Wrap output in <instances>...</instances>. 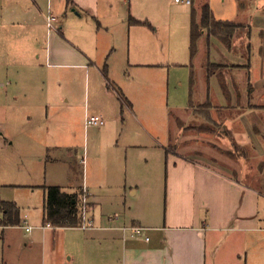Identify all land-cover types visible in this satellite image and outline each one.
Masks as SVG:
<instances>
[{
  "label": "rangeland",
  "instance_id": "rangeland-1",
  "mask_svg": "<svg viewBox=\"0 0 264 264\" xmlns=\"http://www.w3.org/2000/svg\"><path fill=\"white\" fill-rule=\"evenodd\" d=\"M73 1L79 2L84 11ZM22 2L30 6L33 0ZM53 2L55 15L60 18L54 27L66 29V40L59 39L53 50L73 52L77 57L48 61L41 57L35 61L36 77L26 78L24 87H18L11 75L8 81L4 72L0 75V200L16 201L22 209L31 205L41 210L44 189L28 193L25 185H57L66 191L81 185L95 196L96 216H124L127 192L134 213L151 210L164 218L167 165L158 157L155 161L147 157V151L156 157L164 150L145 147L157 142L174 155L180 141L176 119L205 145L190 142L180 153L200 151L218 156V152L229 149L227 154L247 155L249 159L253 156L251 146L218 124L222 112H207L200 93L193 98L196 108H190V19L197 4L188 6L175 0ZM209 3L217 20L241 26L230 45L216 36L210 38L211 57L229 65L249 66L225 77L226 84L234 89H230V95L215 76L210 80L209 98L213 106L215 99L220 105H262L254 115L264 137V32L255 19L257 11H264V0ZM144 15L154 17V23L149 21L155 30L134 22ZM71 40L90 51L87 61ZM206 46L200 41L194 60L200 92L206 84L201 67L207 56ZM90 117L102 118L105 125L87 126ZM134 146L142 148L128 150ZM249 165L255 173L262 163L253 161ZM151 168L157 174L154 182L146 179L138 194L130 192L125 186L128 170L144 174ZM135 191L137 188H133Z\"/></svg>",
  "mask_w": 264,
  "mask_h": 264
},
{
  "label": "crops",
  "instance_id": "crops-1",
  "mask_svg": "<svg viewBox=\"0 0 264 264\" xmlns=\"http://www.w3.org/2000/svg\"><path fill=\"white\" fill-rule=\"evenodd\" d=\"M73 3L84 11L79 2ZM194 3L197 8L194 7L192 13L194 11L199 20L203 6H210V3L209 0H192L191 5ZM55 8L53 0H33L30 6L23 4L22 0H0V66L3 67V71L0 68V75L4 72L7 81L11 75L18 87H24L26 78L33 80L36 77L38 71L35 61H39L41 57L47 61L53 58L71 60L77 57L73 52L53 50L59 39H65L66 32L64 26L50 29L47 25L49 14L56 17L54 24H58L60 20L55 15ZM256 13V24L264 32V11ZM153 18L144 15L135 21L155 30ZM228 23L235 27L230 45L238 36L241 26L233 22ZM206 38L205 34L199 43H206ZM210 38L207 56L201 65L204 76L202 81L206 82L204 65L208 63V59L216 66L222 67L215 69V73L210 77V91L206 84L201 92L199 87H196L193 98L196 93H200L204 97L202 105L211 97L210 80L215 76L223 82V89L227 87L230 95V89L233 88L226 84L225 77L249 68L229 65L211 57ZM69 42L77 46V53L84 61L89 59L90 51L72 40ZM195 58H191L193 64ZM193 70L197 72L196 66L190 68L191 72ZM195 75L197 80V74ZM6 96L9 97V93ZM211 103L213 104L212 101ZM213 107L211 110H214L216 115L222 112V116L218 115V124L231 131L235 138H241L238 141L252 147L254 154L250 159L247 155H242V158L239 155L227 154L229 149L224 153L218 152V156L200 151L180 153L181 148L190 142L205 145L201 141L199 143L195 133L189 134L191 132L186 131L188 128L181 127L176 122L179 126L177 128L180 141L177 142L178 147L174 155L165 152L166 147L157 142L145 147H161L164 150L156 157H151L147 151L148 160L155 161L158 157L159 160H165L167 165V203L164 218L155 216L151 210L148 213H134L129 208L127 192L125 204L128 207L124 216H96L97 202L95 196L87 189V198L92 203L89 218L94 229L86 231L78 227H46L45 201L41 210L31 205H25L22 209L18 202L13 201L21 210L22 223L8 228L0 227V264H264V137L260 132L261 125L254 115L261 111L262 105H220L215 99ZM179 122L181 123L180 120ZM185 131L187 133H184ZM137 148L142 147H129L128 150ZM253 161L262 163L255 173L249 165ZM242 163L244 165L241 166ZM128 171L130 175L125 186H129L133 194L139 193L140 186H144L141 183H145L146 179L154 182L157 177L152 168L144 174H138L131 169ZM141 176L145 178L144 181L140 180ZM44 187L49 186L25 185L24 190L30 193ZM83 188L84 186L80 185L72 191H65L77 193L80 199ZM133 188H137V191L133 192ZM43 191L45 194V190ZM28 227L32 229L28 231ZM124 227L145 229L143 237H132L130 231L124 232Z\"/></svg>",
  "mask_w": 264,
  "mask_h": 264
},
{
  "label": "trees",
  "instance_id": "trees-1",
  "mask_svg": "<svg viewBox=\"0 0 264 264\" xmlns=\"http://www.w3.org/2000/svg\"><path fill=\"white\" fill-rule=\"evenodd\" d=\"M137 24L141 22L134 21ZM235 27L231 24L221 22L217 20L209 5H204L202 13L199 18L195 12L192 13V19L190 24V54L194 59L198 53L199 40L206 34L207 36V53L209 38L211 36L218 37L226 45H229L233 38ZM209 58V56H208ZM194 64H191L193 68ZM222 66L211 63L208 59V63L204 65L206 70V86L209 88V79L215 73V69H219ZM195 72H191L190 75V108L194 110L193 96L197 86V80ZM208 91V93H209ZM208 108V111L213 109L210 98L207 99V103L204 105ZM176 122L179 126L183 125L177 119ZM202 129V128H201ZM45 190V205H44V219L52 226L58 227H77L81 222L79 217V201L77 193H68L62 187L49 186L44 187ZM22 223L21 210L18 205L13 201L0 200V227L8 228L13 226H19Z\"/></svg>",
  "mask_w": 264,
  "mask_h": 264
},
{
  "label": "built area",
  "instance_id": "built-area-1",
  "mask_svg": "<svg viewBox=\"0 0 264 264\" xmlns=\"http://www.w3.org/2000/svg\"><path fill=\"white\" fill-rule=\"evenodd\" d=\"M176 3L191 5L192 0H175ZM56 21V17L49 14L47 16V25L50 29H55L54 22ZM87 126H98L102 127L105 125V121L101 119L100 117H90L87 119ZM88 191L87 188L84 187L82 189L81 195H80V201H79V217L81 218V222L77 226L79 229L82 230H92L94 229V225L92 220L89 218V210H88ZM46 227H52L50 223H47ZM32 228L28 227L27 230L30 231ZM124 232H131V236L134 238H140L143 235V232L145 229L140 227H124ZM143 237V236H142ZM148 240V238H146Z\"/></svg>",
  "mask_w": 264,
  "mask_h": 264
}]
</instances>
